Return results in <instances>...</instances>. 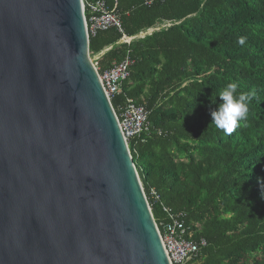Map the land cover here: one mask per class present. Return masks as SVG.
<instances>
[{
	"label": "water",
	"instance_id": "obj_1",
	"mask_svg": "<svg viewBox=\"0 0 264 264\" xmlns=\"http://www.w3.org/2000/svg\"><path fill=\"white\" fill-rule=\"evenodd\" d=\"M0 264H169L80 0H0Z\"/></svg>",
	"mask_w": 264,
	"mask_h": 264
},
{
	"label": "trees",
	"instance_id": "obj_2",
	"mask_svg": "<svg viewBox=\"0 0 264 264\" xmlns=\"http://www.w3.org/2000/svg\"><path fill=\"white\" fill-rule=\"evenodd\" d=\"M99 1L123 34L89 37V55L110 48L99 73L132 62L111 105L130 99L148 114L149 137L129 150L155 222L163 208L180 213L186 239L206 242L188 264H264V0ZM230 82L256 95L248 119L226 135L211 112Z\"/></svg>",
	"mask_w": 264,
	"mask_h": 264
},
{
	"label": "built area",
	"instance_id": "obj_3",
	"mask_svg": "<svg viewBox=\"0 0 264 264\" xmlns=\"http://www.w3.org/2000/svg\"><path fill=\"white\" fill-rule=\"evenodd\" d=\"M80 1L88 39L89 37H94L97 33L111 29L123 34L118 17L109 12L104 2L99 0ZM169 26L170 24H167L166 27ZM144 36L143 34L133 38L123 36L119 44H126ZM95 56H90L91 62L97 71L101 88L111 104V100L120 95L122 84L129 76V67L132 62L125 58L119 64L99 73L97 66L98 57ZM113 111L127 147L130 145L131 140L141 137L147 138L150 135L147 112L142 107L136 106L132 100L126 99L122 105L116 106L115 109L113 108ZM151 196L155 203L159 202L160 198L156 193L152 192ZM162 210L165 213L164 220L159 223L155 222V226L167 261L169 264H188L197 258L199 250L206 246V242L204 240H199L198 242L187 240L186 229L181 221V214L170 213L165 208Z\"/></svg>",
	"mask_w": 264,
	"mask_h": 264
},
{
	"label": "clouds",
	"instance_id": "obj_4",
	"mask_svg": "<svg viewBox=\"0 0 264 264\" xmlns=\"http://www.w3.org/2000/svg\"><path fill=\"white\" fill-rule=\"evenodd\" d=\"M143 35H145V33H143ZM239 43L244 44V39L241 38L239 40ZM238 88L239 85L237 82L228 83L224 87V89L219 93L218 97L220 98L221 103H219L216 110H213L211 112L212 123L218 129L222 130L226 135H231L239 126H241L242 121H246L248 119L249 104L252 101V99L255 98L256 95L254 90L248 92H242V91H238ZM127 149L130 153L129 146L127 147ZM261 187H262L261 195L262 197H264V184H262Z\"/></svg>",
	"mask_w": 264,
	"mask_h": 264
},
{
	"label": "rangeland",
	"instance_id": "obj_5",
	"mask_svg": "<svg viewBox=\"0 0 264 264\" xmlns=\"http://www.w3.org/2000/svg\"><path fill=\"white\" fill-rule=\"evenodd\" d=\"M166 26H167V24H164V25H162V26H160V27H158V28H156V29H153V31L146 32L145 35H150V34H152L153 32H155L156 30H160V29H162V28H165Z\"/></svg>",
	"mask_w": 264,
	"mask_h": 264
},
{
	"label": "crops",
	"instance_id": "obj_6",
	"mask_svg": "<svg viewBox=\"0 0 264 264\" xmlns=\"http://www.w3.org/2000/svg\"><path fill=\"white\" fill-rule=\"evenodd\" d=\"M106 50H107V49H106ZM100 56H102V55H101V54H98V55H97V57H98L97 59H99V58H100Z\"/></svg>",
	"mask_w": 264,
	"mask_h": 264
},
{
	"label": "bare ground",
	"instance_id": "obj_7",
	"mask_svg": "<svg viewBox=\"0 0 264 264\" xmlns=\"http://www.w3.org/2000/svg\"><path fill=\"white\" fill-rule=\"evenodd\" d=\"M150 31H153V30H149V32H150ZM95 57H97V55H96Z\"/></svg>",
	"mask_w": 264,
	"mask_h": 264
}]
</instances>
